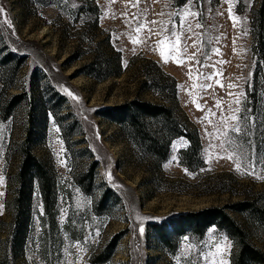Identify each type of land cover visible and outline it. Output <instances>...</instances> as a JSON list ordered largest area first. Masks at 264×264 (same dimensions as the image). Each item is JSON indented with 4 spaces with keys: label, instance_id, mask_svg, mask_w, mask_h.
Returning a JSON list of instances; mask_svg holds the SVG:
<instances>
[{
    "label": "rangeland",
    "instance_id": "rangeland-1",
    "mask_svg": "<svg viewBox=\"0 0 264 264\" xmlns=\"http://www.w3.org/2000/svg\"><path fill=\"white\" fill-rule=\"evenodd\" d=\"M261 3L201 0L187 8L185 0H141L136 7V0H0V258L7 256L6 264H218V247L231 245L223 258L233 264L238 244L216 225L170 235L174 218L212 207H225L264 251V220L230 208L245 199L264 207V50L255 35ZM201 11L202 17L188 14ZM119 52L122 74L106 75L103 68ZM181 53L188 56L182 62ZM94 61L97 76L85 69ZM158 77L168 90L153 86ZM135 99L165 104L197 129L204 163L184 164L181 151L189 142L182 136L171 140L161 161L104 116ZM233 114L239 132L231 127L237 121L220 120ZM26 148L46 170L49 205L34 178L28 206L27 188L17 206ZM18 214L28 223L20 253L10 237Z\"/></svg>",
    "mask_w": 264,
    "mask_h": 264
},
{
    "label": "trees",
    "instance_id": "trees-1",
    "mask_svg": "<svg viewBox=\"0 0 264 264\" xmlns=\"http://www.w3.org/2000/svg\"><path fill=\"white\" fill-rule=\"evenodd\" d=\"M98 8V7H97ZM96 8V9H97ZM257 32L256 44L264 50V0L258 10L255 12ZM108 63L103 70L106 75H121L122 64L120 52L116 55L115 60ZM97 62H92L85 66L86 72L92 76H97ZM113 67V68H111ZM114 69V70H113ZM104 75L103 77H106ZM166 79L154 78L153 86L158 90H168ZM169 85L173 94L177 92V82L171 78ZM104 116L118 123L130 139L141 146V148L150 153L155 158L163 161L168 158L170 153V143L175 137H184L188 140L189 145L181 151L182 161L189 168H196L204 163L201 139L197 129L186 126V123L179 120L172 108L165 104L153 103L135 99L106 109ZM158 126H155V124ZM44 166L38 158L32 153L30 148H26L23 153V162L21 165L19 178L20 197L17 200V206H21L25 189L27 188L28 206L29 195L31 190L32 179L37 178L41 184L44 198L49 205L52 201L51 190L48 185V178ZM234 211L244 215H253L258 219L264 220V207L260 208L254 200H241L230 206ZM262 220V221H263ZM264 222V221H263ZM212 225H216L226 231L227 235L233 238L238 244V251L233 257V264H264V251L256 247L248 237L247 231L232 217L225 207H212L196 213L180 215L173 219L170 228L171 236L178 237L189 231L203 233V230ZM156 227H159L156 225ZM158 233L164 243H169L166 232L158 228ZM28 232V223L19 214L13 225L12 239L14 240V248L20 253L23 251L26 234ZM11 241V238L9 239ZM8 243V239L4 241ZM6 255V247H5ZM4 255V256H5ZM7 256L0 258V264H6Z\"/></svg>",
    "mask_w": 264,
    "mask_h": 264
},
{
    "label": "snow or ice",
    "instance_id": "snow-or-ice-1",
    "mask_svg": "<svg viewBox=\"0 0 264 264\" xmlns=\"http://www.w3.org/2000/svg\"><path fill=\"white\" fill-rule=\"evenodd\" d=\"M113 2H115V0H113ZM140 2H141V0H136V4H134L132 6L133 7H136V6L139 5ZM200 2H201V0H185V6L187 8L195 7L196 4H198ZM2 11H3V9H0V12H2ZM229 11H231V9H229ZM188 14L192 15L193 17H202V11L201 12H191V13H188ZM175 15L179 16V11ZM133 19H138V17H136L134 15ZM183 19L184 18H181V28L182 29H183ZM151 23H157V21H151ZM144 27H145V25H140L139 27H137L136 31L137 32H140V31H142L144 29ZM196 27L199 28V27H201V25L200 24H197ZM148 30H149V32H151V29H148ZM163 30L164 29H162V31ZM186 31H192L191 25L188 26V28L186 29ZM174 34L175 33H173V35ZM194 35H195V33H194ZM147 38L150 39V36L147 37ZM140 42H143V41L142 40H136V39L133 40V43H140ZM176 43H179V38H177ZM194 44H195V41H194ZM186 47H187V45L185 44V49H186ZM173 48H175V45H173ZM162 55H164V54L162 53ZM195 56H196V53H193L191 58L192 59H195ZM165 62H167V57H165ZM205 79H211V76H207V77H205ZM217 83H219V82L217 81ZM201 87H211V85H206V86L205 85H201ZM221 87H223V85H221ZM229 95H231V93ZM236 102L239 103V101H236ZM216 106L217 107H220L219 102H217V105ZM198 107H199V105H198ZM229 111L230 112L235 111V113H239L240 110L238 108L235 109V110H232L231 107H229ZM212 115H215V113H212ZM239 119H240L239 116L238 115H235V114L230 115V116H221L220 117L221 122L222 123H225V124L227 123L228 120H235V121H237V124L231 126L232 127V130L235 131V132H239L240 131L239 123H238ZM245 119H247V117H245ZM217 132H219V129H217ZM224 134L226 135L227 133H224ZM228 158L231 159V156H229ZM239 167H240L239 164H237V169H239ZM141 231H142V229H141ZM230 248H231V245H228L225 248L218 247V253L220 255V259L218 261V264H228V261L225 260L223 258V256L225 254H227L228 251H230Z\"/></svg>",
    "mask_w": 264,
    "mask_h": 264
},
{
    "label": "bare ground",
    "instance_id": "bare-ground-1",
    "mask_svg": "<svg viewBox=\"0 0 264 264\" xmlns=\"http://www.w3.org/2000/svg\"><path fill=\"white\" fill-rule=\"evenodd\" d=\"M188 56L184 53H181L180 56L178 55V59L181 60V61H185V59H187Z\"/></svg>",
    "mask_w": 264,
    "mask_h": 264
}]
</instances>
